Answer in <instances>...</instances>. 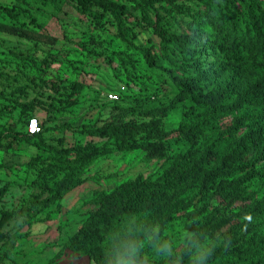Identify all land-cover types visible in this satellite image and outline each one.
Here are the masks:
<instances>
[{
	"label": "trees",
	"instance_id": "trees-1",
	"mask_svg": "<svg viewBox=\"0 0 264 264\" xmlns=\"http://www.w3.org/2000/svg\"><path fill=\"white\" fill-rule=\"evenodd\" d=\"M49 6L57 18L74 12L100 31L110 21L122 52L96 36L77 44L86 56L119 67L124 81L108 113L74 128L102 143L68 141L64 133L46 139L45 121L37 133L26 126L25 137L47 146L34 159L31 199L9 209L1 200L10 186L0 187V243L10 238L12 220L59 203L99 157L138 151L156 167L96 190L77 231L45 264H57L66 249L93 264H115L131 246L135 264H192L193 245L209 237L213 254L204 264H264V0H12L0 3V33L56 44ZM143 32L152 34L144 45L136 41ZM11 54L10 68L35 64ZM3 61L0 76L8 80ZM31 80L45 98L13 99L5 109L19 110L26 125L39 108L53 115L77 106L85 88L79 80ZM13 128L0 121V147ZM7 258L0 248V264H15Z\"/></svg>",
	"mask_w": 264,
	"mask_h": 264
},
{
	"label": "rangeland",
	"instance_id": "rangeland-1",
	"mask_svg": "<svg viewBox=\"0 0 264 264\" xmlns=\"http://www.w3.org/2000/svg\"><path fill=\"white\" fill-rule=\"evenodd\" d=\"M0 3L11 4L12 0H0ZM46 11L49 13L46 19L47 27L58 37L56 44L36 43L15 35L0 33V59H5L1 67L11 73L8 80L0 76V90L3 92L0 94V121L5 123L6 127H14L11 133L1 140L3 144L0 147V187L5 184L10 186L1 202L9 209L31 199L33 189L28 183L35 176L34 159L45 155L47 146L42 144L39 147L36 140L25 137L28 125L24 117L20 116L19 110L5 112L6 108L13 106V99L29 101L37 94L45 98L46 95L41 93L34 81L36 79L31 80V77L36 76L37 81L40 77L53 81L63 80L66 85H71L75 80L85 83V88L78 95L77 106L54 110L53 115L39 108L34 116L38 117L39 121H45L44 128L48 130L46 139H53L64 133L68 141L79 140L81 143L91 140L97 143L104 141L78 135L74 128H78L82 123H93L99 119V115L108 113L114 103L108 94L119 93L122 79L124 81L119 67L113 70L103 58L93 54L86 56L77 44V41L86 42L90 36H96L105 42L108 49L122 52L125 47L110 21L106 23L104 30L100 31L84 23L74 12L68 17L61 14L63 19H60L52 6L46 8ZM148 35L146 32L140 33L136 40L138 44H146ZM11 52L17 56L25 55L27 60L34 61L35 64H32L31 68H25V71H18L15 66L10 68L7 63L16 61ZM118 63V59L115 60V64ZM178 119V116H172L170 122L175 126ZM17 133L20 135H16ZM155 167V163L146 164L138 151L113 150L99 157L87 170L84 182L59 203L42 210L30 220L21 218L11 221L5 228L11 236L5 244L0 243V248L8 255L6 261L15 264H45L61 249L64 241L77 231L96 190H110L141 172L152 171ZM59 262L93 264L88 256L73 253L69 249L64 251L57 263Z\"/></svg>",
	"mask_w": 264,
	"mask_h": 264
},
{
	"label": "clouds",
	"instance_id": "clouds-1",
	"mask_svg": "<svg viewBox=\"0 0 264 264\" xmlns=\"http://www.w3.org/2000/svg\"><path fill=\"white\" fill-rule=\"evenodd\" d=\"M248 219H251V217H248ZM193 239L196 238L193 237ZM208 240H211V237H209ZM208 240H206L202 245H193L196 251L189 257L192 264H204V260L207 259L209 255L213 254V246L208 242ZM165 247L166 250L170 249V246L166 245ZM136 253L137 249L135 246H131L127 254L120 257L117 264H135Z\"/></svg>",
	"mask_w": 264,
	"mask_h": 264
},
{
	"label": "built area",
	"instance_id": "built-area-1",
	"mask_svg": "<svg viewBox=\"0 0 264 264\" xmlns=\"http://www.w3.org/2000/svg\"><path fill=\"white\" fill-rule=\"evenodd\" d=\"M109 98L115 99L117 98V95L115 93H110ZM28 130L30 131V133H37L41 130V124L38 118L33 117L30 119L28 124Z\"/></svg>",
	"mask_w": 264,
	"mask_h": 264
},
{
	"label": "crops",
	"instance_id": "crops-1",
	"mask_svg": "<svg viewBox=\"0 0 264 264\" xmlns=\"http://www.w3.org/2000/svg\"><path fill=\"white\" fill-rule=\"evenodd\" d=\"M57 264H60V262H59V263H57Z\"/></svg>",
	"mask_w": 264,
	"mask_h": 264
}]
</instances>
